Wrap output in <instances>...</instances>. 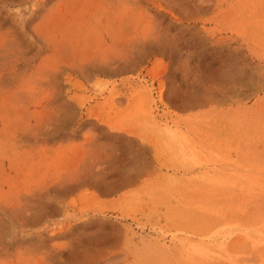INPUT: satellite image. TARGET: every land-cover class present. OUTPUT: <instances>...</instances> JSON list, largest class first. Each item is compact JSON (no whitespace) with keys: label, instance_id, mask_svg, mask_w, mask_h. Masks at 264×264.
<instances>
[{"label":"rangeland","instance_id":"1","mask_svg":"<svg viewBox=\"0 0 264 264\" xmlns=\"http://www.w3.org/2000/svg\"><path fill=\"white\" fill-rule=\"evenodd\" d=\"M263 248L264 0H0V264Z\"/></svg>","mask_w":264,"mask_h":264},{"label":"bare ground","instance_id":"2","mask_svg":"<svg viewBox=\"0 0 264 264\" xmlns=\"http://www.w3.org/2000/svg\"><path fill=\"white\" fill-rule=\"evenodd\" d=\"M253 239H254V238H253ZM260 245H261V244H260ZM160 246H161V244H160ZM261 246H263V244H262ZM162 247H164V244H163ZM251 248H252V246H251ZM242 249H243V248H242ZM242 249H241V251H242ZM256 249H257V248H256ZM256 249H255V250H256ZM259 249H260V248H259ZM263 249H264V248H263ZM237 250H238V249H237ZM207 251H208V250H207ZM208 252H209V251H208ZM235 252H236V251H235ZM254 252H255V251H254ZM201 253H202V252H201ZM242 253H243V252H242ZM263 253H264V252H263ZM263 253H262V254H263ZM234 254H235V253H234ZM234 254H233V255H234ZM256 254H257V253H256ZM261 256H262V255H261ZM262 257H263V256H262ZM233 258H234V257H233ZM208 259H209V258H208ZM208 259H204V260H208ZM230 259H231V258H230ZM233 260H235V258H234ZM236 260H237V259H236ZM231 261H232V260H231ZM204 262H206V261H204ZM208 263H210V260L208 261ZM252 263H253V262H252ZM205 264H206V263H205Z\"/></svg>","mask_w":264,"mask_h":264}]
</instances>
